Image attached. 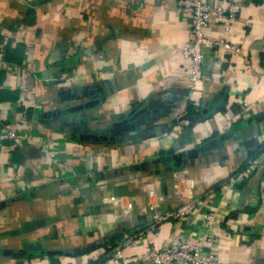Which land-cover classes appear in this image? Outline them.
Segmentation results:
<instances>
[{"label": "crops", "instance_id": "0c3cea01", "mask_svg": "<svg viewBox=\"0 0 264 264\" xmlns=\"http://www.w3.org/2000/svg\"><path fill=\"white\" fill-rule=\"evenodd\" d=\"M203 1L241 3L205 29L240 50L192 92L181 0H0V131L30 135L0 139V264H157L211 231L212 264H264V0Z\"/></svg>", "mask_w": 264, "mask_h": 264}, {"label": "built area", "instance_id": "2783aa9c", "mask_svg": "<svg viewBox=\"0 0 264 264\" xmlns=\"http://www.w3.org/2000/svg\"><path fill=\"white\" fill-rule=\"evenodd\" d=\"M184 8L189 13L191 22V38L190 41L183 46L182 52L185 58L189 60L190 80L192 92L196 89L197 84L202 80V63L205 54L213 48L222 49L224 53L239 52L240 47L232 43L225 37L212 38L208 36L205 29L211 24V16L213 13L221 18H232L240 10L241 3L230 1L228 3H218L211 5L203 0H181ZM228 28V27H227ZM1 60V56H0ZM27 136V137H26ZM30 138V135L21 133V131L5 126L0 131V139H20ZM183 167H179L175 171L176 190L179 194H186L187 201L177 206L171 216L175 218H184L196 212L198 206L203 204L201 197L192 194L189 191L183 192L179 190L178 181L181 177ZM250 167H246L244 173H248ZM106 201L110 204L122 207L120 199L117 197H109ZM122 210L124 208L122 207ZM205 223L207 229L213 227L216 220L215 211L206 210L204 212ZM160 219V217H159ZM218 237L213 231L204 233L198 243H192L184 239H179L175 243L162 248H151L148 256L157 264H212L217 261V256L213 251L204 252L203 247H213L217 243Z\"/></svg>", "mask_w": 264, "mask_h": 264}, {"label": "trees", "instance_id": "16d2710c", "mask_svg": "<svg viewBox=\"0 0 264 264\" xmlns=\"http://www.w3.org/2000/svg\"><path fill=\"white\" fill-rule=\"evenodd\" d=\"M11 53L14 55V53H13V50H11ZM10 52H9V55H11L12 56V54H11Z\"/></svg>", "mask_w": 264, "mask_h": 264}, {"label": "water", "instance_id": "95a60500", "mask_svg": "<svg viewBox=\"0 0 264 264\" xmlns=\"http://www.w3.org/2000/svg\"><path fill=\"white\" fill-rule=\"evenodd\" d=\"M57 67H58V65H57Z\"/></svg>", "mask_w": 264, "mask_h": 264}]
</instances>
